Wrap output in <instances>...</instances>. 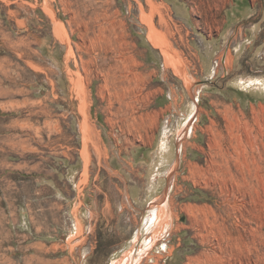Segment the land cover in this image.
<instances>
[{
	"label": "rangeland",
	"instance_id": "1",
	"mask_svg": "<svg viewBox=\"0 0 264 264\" xmlns=\"http://www.w3.org/2000/svg\"><path fill=\"white\" fill-rule=\"evenodd\" d=\"M227 1L0 0V111L34 113L36 134L40 102L21 105L46 85L35 65L54 63L70 87L57 109L79 133L65 150L92 210V264H264L262 54L254 86L207 83L206 21ZM30 8L35 38L19 21Z\"/></svg>",
	"mask_w": 264,
	"mask_h": 264
},
{
	"label": "crops",
	"instance_id": "2",
	"mask_svg": "<svg viewBox=\"0 0 264 264\" xmlns=\"http://www.w3.org/2000/svg\"><path fill=\"white\" fill-rule=\"evenodd\" d=\"M33 16L30 8L28 17L19 18L27 31L31 28L30 38L36 37L32 31ZM219 16L206 21L211 28L203 48L205 58L211 62L206 70L207 83L211 87L221 83L223 93L231 90L230 83L235 80H249L254 86L260 79L254 72L257 73L261 54L260 62H264V0L227 1ZM189 21L192 22L191 16ZM56 44L54 40L53 48ZM229 56L239 60L233 70L226 66ZM219 57L224 58V63H219ZM215 60L220 65L214 67ZM262 67L264 73V64ZM35 68L46 74V85L38 98L27 95L21 105L30 107L40 102L36 134L29 131L31 112L0 111V251H5L0 264H92L87 256L92 243L86 240L92 210L86 203V187L80 183L81 168L65 150L74 148L71 144L79 133L69 135L73 116L57 109L64 102L61 89L70 87L60 81L63 72L54 63ZM231 71L236 75L225 80V73ZM47 125L53 129L45 131ZM194 128V124L189 125L186 135L191 137ZM127 243L124 240L109 246V255L125 249ZM117 259L111 255L104 264H118Z\"/></svg>",
	"mask_w": 264,
	"mask_h": 264
},
{
	"label": "bare ground",
	"instance_id": "3",
	"mask_svg": "<svg viewBox=\"0 0 264 264\" xmlns=\"http://www.w3.org/2000/svg\"><path fill=\"white\" fill-rule=\"evenodd\" d=\"M173 22V21H172ZM152 34V33H151ZM157 42L155 41V46L157 45L156 44ZM164 51V50H163ZM169 64V63H168ZM180 135V134H179ZM262 147L264 148V143H261ZM260 148V147H259ZM262 150V148H261ZM261 150L259 149V151L261 152ZM264 150V149H263ZM258 151V152H259ZM262 155L259 153V158L261 159ZM263 158V157H262ZM261 162V161H260ZM156 215L155 214V211H152L151 215L147 218V223H146V228H151L153 225H154V222H155V218H156ZM148 230V229H147Z\"/></svg>",
	"mask_w": 264,
	"mask_h": 264
}]
</instances>
